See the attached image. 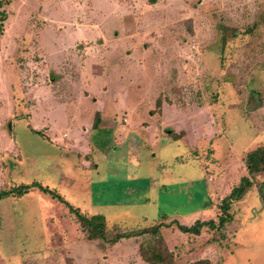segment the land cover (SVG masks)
Returning <instances> with one entry per match:
<instances>
[{
    "label": "rangeland",
    "instance_id": "rangeland-1",
    "mask_svg": "<svg viewBox=\"0 0 264 264\" xmlns=\"http://www.w3.org/2000/svg\"><path fill=\"white\" fill-rule=\"evenodd\" d=\"M4 1L0 190L39 182L107 237L216 221L264 144V0ZM229 211L221 230L161 227L156 264H264V171ZM73 217L39 189L1 197L0 264H145L142 236L88 240Z\"/></svg>",
    "mask_w": 264,
    "mask_h": 264
},
{
    "label": "trees",
    "instance_id": "trees-1",
    "mask_svg": "<svg viewBox=\"0 0 264 264\" xmlns=\"http://www.w3.org/2000/svg\"><path fill=\"white\" fill-rule=\"evenodd\" d=\"M0 0V8L5 3ZM6 19V12L0 10V34L3 31L2 23ZM222 41L225 40V34L221 32ZM100 122L99 113L95 112L92 122V128H97ZM40 132V130L38 131ZM177 137V135H173ZM245 169L247 175L240 177L238 184L233 186L230 192L222 199L219 206L220 214L217 216L216 221L214 219L200 220L196 219L191 225L181 224L176 220H172L169 223L158 222L145 227H134L131 229H125L118 226L120 229L116 232H111L110 236L107 222L102 214L86 215L81 212L78 207L71 205L62 195L56 190L50 189L47 186H43L41 183L32 181L28 184L21 183L18 186H13L7 190H0V198L8 195L21 196L33 189H39L41 192L48 194L51 198L62 203L67 209L69 214L74 217V222L79 225L80 231L84 233V236L88 240L102 239L109 245H113L119 242L121 239L140 237L142 240L138 242V253L140 258L145 264L163 263L165 261L164 254L169 253L166 247L165 241L161 237L160 229L163 226H170L175 224L177 228L183 233H189L193 235H199L202 228L207 227L215 230L224 229L233 218L229 209L233 200H238L247 189L252 185V179L259 173L264 171V144L262 146L255 147L254 149L245 153L244 157ZM171 252L169 256H171ZM173 260V255L171 256ZM170 264H176L175 261H171ZM183 264H212L207 258H200L191 262H184Z\"/></svg>",
    "mask_w": 264,
    "mask_h": 264
},
{
    "label": "crops",
    "instance_id": "crops-1",
    "mask_svg": "<svg viewBox=\"0 0 264 264\" xmlns=\"http://www.w3.org/2000/svg\"><path fill=\"white\" fill-rule=\"evenodd\" d=\"M98 113L100 114L99 111H98ZM94 114H95V113H94ZM125 120H126V118H125ZM102 121H103V120H101V123H102ZM99 125H100V122H99L98 126H99ZM98 126H97V127H98ZM89 128H90V129L92 128V123L90 124ZM32 129H33V130H37V129H34V128H32ZM82 129H83V127H82ZM82 129H81V130H82ZM90 129L86 128L85 132L89 133V132L91 131ZM38 131H39V130H38ZM82 131H83V130H82ZM87 140H88V139H87V137H86V141H87ZM86 145L88 146V150H87V152H85L84 155H88L89 152H90V151H89V150H90V148H89L90 142L87 141V142H86ZM91 149H92V148H91ZM79 160H80V158H77V159H76V164H77V165L79 164V165H82V166H83L84 164L82 163V161L79 162ZM87 162H89V159H88ZM79 165H78V166H79ZM79 167H80V166H79ZM83 167H86V166H83ZM89 169H90V166H89Z\"/></svg>",
    "mask_w": 264,
    "mask_h": 264
},
{
    "label": "built area",
    "instance_id": "built-area-1",
    "mask_svg": "<svg viewBox=\"0 0 264 264\" xmlns=\"http://www.w3.org/2000/svg\"><path fill=\"white\" fill-rule=\"evenodd\" d=\"M124 120H125V118H124Z\"/></svg>",
    "mask_w": 264,
    "mask_h": 264
}]
</instances>
